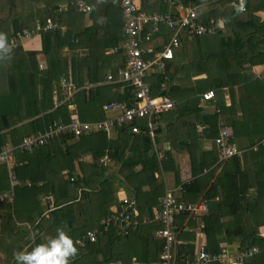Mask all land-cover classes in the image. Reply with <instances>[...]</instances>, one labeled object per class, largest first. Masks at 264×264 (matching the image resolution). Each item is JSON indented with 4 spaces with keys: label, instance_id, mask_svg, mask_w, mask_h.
<instances>
[{
    "label": "trees",
    "instance_id": "16d2710c",
    "mask_svg": "<svg viewBox=\"0 0 264 264\" xmlns=\"http://www.w3.org/2000/svg\"><path fill=\"white\" fill-rule=\"evenodd\" d=\"M64 1L0 0V33L5 34L10 46L25 27L32 34L38 32L35 3L45 4L44 8H39L38 21L41 25L46 24L48 17L59 24L55 29H41L43 52L48 63L46 70L39 69L37 51H25L22 45L14 47L7 56L0 57V147L9 141L17 144L25 135L43 133L52 125L69 122L75 115L83 121L101 119L104 117V104L127 99V95L113 92L116 84L104 83L107 72L116 71L124 58L123 49L107 53L110 45L105 40L112 38V44L116 46L125 40L121 8L109 3L102 9L93 6L88 13L78 12L74 7L57 12V4ZM234 1L237 0H182L185 4L197 5L206 22L214 17L217 23H221L211 44L207 46L204 43V36H196L191 43L199 51L197 57L206 60L203 62L198 59L202 66H198L195 74L208 75L196 80H190L193 75L187 76L183 80L187 81L183 90L175 86L171 93L176 108L163 114L172 148L178 151L180 160L184 154L190 157V181L183 182V169L179 167L181 162H175L171 151H165L158 138L159 147L165 155L162 158L163 168L176 173L177 184H182L184 191L182 199L188 202H195L203 192L208 200L218 193L215 182L207 188L206 179L209 175L206 170L217 163L219 154L217 147L209 152L200 149L204 136L216 137L220 128L226 127L233 135L234 142L245 138L252 149L258 147L257 150H261L264 147V78L255 77L251 71L255 66L264 64V17L260 15L264 12V0H246L244 11L236 8ZM63 26H67L65 35L62 33ZM172 33L168 31L167 39ZM90 38L92 46L87 55H82L80 50ZM182 39L185 42L187 38L183 36ZM64 48L75 53L72 55L71 72H68V57L60 54ZM171 68L172 64L168 62L167 73L174 78L177 70L173 72ZM63 75H70L73 82L83 87L71 102L54 107V85ZM161 79L160 75L154 76V92L158 91V81ZM7 81L13 84L11 89ZM210 89L215 92V97L207 101V107H214L212 112L205 111L201 105L203 92ZM180 101L183 103L180 104ZM18 111H23L20 118H17ZM194 115L195 121L190 123L189 119ZM196 122L209 124L201 135H194ZM184 126L185 132L181 133ZM84 154H91L92 162H86ZM105 154L111 157L109 164L100 162ZM15 161L14 176L17 182L14 186L11 185L7 165H0V191L13 189L15 193L12 202L0 201V254L5 260L3 264H16L14 253L31 251L36 245L44 243L43 238L47 240L53 237L58 228L75 223L84 212L91 214V218H86V225L80 230L72 229L67 234L73 241L85 235L102 216L111 215L113 208L119 206L118 189L121 185L136 195L141 213L153 210L166 193L165 183L157 176L159 171L150 136L145 132L130 133L127 127L118 129L113 138H109L105 131L96 130L83 134L79 139L67 134L32 151H19ZM78 166L80 173L77 171ZM231 167L241 170L237 156L233 157L230 165L225 164L221 171L227 179L224 180L227 188L221 198L220 212L191 216L189 220L190 225H194L196 218H200L202 231L207 238L206 247L211 253L221 249L217 242L219 234L225 233L229 237L234 228L238 229L235 238L240 236L242 248L254 246L261 239L258 228L264 222L260 221L263 217L249 216L250 211L245 207L261 203L264 178L258 182V196L254 200L249 199V186L244 176L239 179L243 183L233 189L235 184L232 185L231 177L237 171L235 174L227 172ZM66 170H69V175L64 174ZM41 171L45 178L43 185L38 183L41 177L37 175ZM68 176H73L74 180ZM79 188L83 189V196L76 200ZM231 193L235 194L233 198ZM51 194L55 196V201L53 210L47 212V209L52 208L43 207L42 196ZM228 215L235 219L224 223L222 218ZM181 216L183 219L189 217L188 213ZM251 221L256 222L255 225H251ZM143 223L141 220L138 228L128 236L120 233L116 224H113L97 241L76 244L77 253H92L95 259L88 264H105L119 258L130 261L131 252L139 238L150 234H143ZM27 224L33 228L35 242L25 251L23 245L32 235ZM180 237L185 241L177 247L176 264L194 259V244L187 243L183 233H180ZM115 245L121 246V250L114 251ZM100 254L101 259H104L102 262L97 258Z\"/></svg>",
    "mask_w": 264,
    "mask_h": 264
},
{
    "label": "built area",
    "instance_id": "2783aa9c",
    "mask_svg": "<svg viewBox=\"0 0 264 264\" xmlns=\"http://www.w3.org/2000/svg\"><path fill=\"white\" fill-rule=\"evenodd\" d=\"M111 1H116L121 6L123 28L127 38L125 43L113 49L115 52L123 49L122 65L116 71L108 72L104 83L116 84L119 86L116 87V90L127 95V98L132 101L129 103L127 100H113L104 104L105 117L102 119L83 121L75 115L71 121L52 125L43 133L25 135L22 141L17 144L5 143L0 147V165H7L13 184L16 182L13 176V167L19 151H32L41 145L51 144L53 140L67 134H73L79 139L83 134L95 130L105 131L109 137H116L118 129L124 127H127L130 133L145 131L154 142L158 160L160 161L164 157L157 150L158 128H164L163 114L176 107L175 99L169 94L170 86L174 82L167 73V63L175 58L177 51L184 45L183 36L191 39L196 36L215 34L221 24L219 25L214 17L206 22L198 6H185L177 0H167L178 7L169 11L142 10L137 0ZM145 1L150 2L151 0ZM234 4L240 10H246V0H237L234 1ZM93 6V0H66L58 3L57 12L74 7L78 12L88 13L93 9ZM57 27H59L58 22L48 17L44 26L37 25V30L40 32L41 29L48 30ZM147 27L151 29L147 30ZM164 28L173 33L167 41H162L159 44L157 39L164 34ZM34 34L25 28L18 33V37L32 38ZM155 40L156 42H154ZM252 72L264 78V71L260 72L254 68ZM154 74L162 77L159 81L160 95L153 94L152 83L149 80ZM81 88L74 84L72 78H62L61 83L54 91V107L65 102H71ZM214 97L215 92L212 89L202 94V100L205 103ZM70 105L72 107V104ZM207 127L208 124H205L200 129ZM214 143L219 153L218 162L221 164L226 163L231 157L241 152L233 141V135L226 127L220 128L218 135L214 138ZM100 160L106 164L108 160H111V157L106 154ZM69 178L74 180L73 176ZM14 197L13 189L0 191V201L12 202ZM119 201L120 204L113 213L101 219L99 228L90 229L85 235L77 237L73 241L74 244L84 245L89 241H97L98 237L107 232L113 224H116L120 233L129 235L132 229L140 223L141 218L146 221V217H142L137 207V199L134 194L121 197ZM206 208L207 201L205 200L192 203L180 199L169 190L167 191L159 204L153 208L155 218L161 224L157 230V235L162 239L163 245L158 260L152 261L151 264H176L177 247L183 243L180 237L179 217L185 213L198 215L200 211H204ZM259 251L260 247L254 245L244 247L236 255H233L229 248L224 246L220 251L211 253L207 250L206 245L201 243L198 246L197 257L187 260L184 264H211L213 262L246 264V260ZM116 264L121 263L118 261Z\"/></svg>",
    "mask_w": 264,
    "mask_h": 264
},
{
    "label": "crops",
    "instance_id": "0c3cea01",
    "mask_svg": "<svg viewBox=\"0 0 264 264\" xmlns=\"http://www.w3.org/2000/svg\"><path fill=\"white\" fill-rule=\"evenodd\" d=\"M177 1H179L180 3H183L185 6H189V7L197 6L193 3L185 4L184 2H182V0H177ZM94 2H95V4H94ZM137 2L139 3L140 8L142 10H145V11H149V10L169 11V10L178 8L176 5L169 3L167 0H151L150 2L145 1V0H137ZM217 2H219V1H217ZM59 3H61V2H59ZM109 3H113L115 6H118L119 8H121L119 3L116 1L93 0L94 6H96L97 8H100V9L105 8L106 4H109ZM234 5L237 6L236 4H234ZM44 6H45L44 3H41V2L35 3V16H36V20H37V25L41 24L40 21H38L39 20V8L40 7L44 8ZM57 7H58V4H57ZM161 8H164L166 10H162ZM236 8H238V7H236ZM120 13H121L122 26H123L122 9H121ZM45 14H47V13H45ZM260 15H262V17H264V12H261ZM45 16H47V15H45ZM202 17H203V15H202ZM89 20H90V18H89ZM89 20L87 19V23ZM218 24L219 25L221 24L220 21ZM62 29H63L62 33H63V35H65L66 31H67V26H63ZM150 29H151L150 27H147V30H150ZM122 31L124 33L123 27H122ZM168 31H170V30L164 28V34L162 36L158 37V39H157V42H159V44L162 41H167L169 39V38L167 39ZM213 35H216V34L203 35L204 37L201 36L204 40V43H206L207 46L209 44H211L210 43L211 39H214ZM91 38L86 42V45L80 50V53L82 55L88 54L89 49L92 46V39ZM126 38L127 37L125 34V40L120 41L117 46L115 44H112V38L108 37L107 39H105L106 42L109 43V45H110V47L107 48V53L112 52V51L115 52L113 49L115 47H118L121 44L125 43ZM194 40H195V37L191 38V39L190 38L186 39L187 42L185 41L184 45L177 51L175 58L172 61H169L172 64V68H171L172 71L175 72V70H177L176 76L174 78H172L174 84H172L170 86V90H169V94L172 98H174L172 96L173 95L172 89L175 86H180L179 87L180 90H183L186 88L187 81L184 82L183 80H186L187 76L193 75L192 79H190V80L201 79V76H198L195 74L197 69H198V66H201V65H200L199 61H194V59L197 56V53L199 52V51L197 52V47L191 45V43L194 42ZM154 42H156V40ZM18 45H22L25 51H37L36 57H37V61L39 63V69H41V70L47 69L48 63H47L46 55L43 52L44 47H43L41 30H40V32H36L32 38L17 37L13 41L12 45L10 46V51H12L14 49V47H16ZM187 48L189 49V51L187 52V55H186L184 52H185V49H187ZM193 53H196V54L194 56H192ZM60 54L68 57L69 64H70L68 72H71L72 71V55L75 53L70 52V49H68V48H64L63 50L60 51ZM263 66H264V64H260V65L255 66L254 68L258 69V71L262 72V71H264ZM156 75H158V74L152 75L151 79H149L152 83V88H153V78ZM254 75H255V77L261 78L257 74H254ZM62 78H68V79L72 78L73 79V77H71L70 75H68V76L63 75L60 79H58L55 82L54 91H55L56 87H58L59 84L61 83ZM6 84L8 85V88L11 89L10 87L13 85L11 83V81H7ZM15 84L16 83H14V85ZM74 84H76V83L74 82ZM86 84L89 85V83H86ZM19 86L20 85L18 84V87ZM158 86H159V81H158ZM78 87H83V86H78ZM116 87H119V86H115L113 92L123 94L122 92L116 90ZM40 88H42V85L40 86ZM225 92H226L225 94H227L226 90H225ZM153 94L154 95H160L161 94L160 88L158 89L157 92L153 91ZM176 94L174 96H176ZM53 96H54V93H53ZM125 100H127L128 102L132 101L129 98H127ZM227 100H229V99L227 98ZM181 103H183V101H180V104ZM229 103L230 102H228V104ZM207 104L208 103H205L203 101V103L201 105L205 109V111L212 112L211 110H213L214 107L213 106L207 107ZM71 108H73V106ZM20 114H23V111H18L17 118H20ZM104 117H105V113H104ZM195 117H196L195 115L192 116V118L189 119V122L190 123L194 122ZM164 124H165L164 128L161 129V131L159 132L158 137H157V150L160 151L164 155V152L159 147V142H158V138H159L161 140V142L163 143L164 150L165 151H167V150L171 151L172 156L174 157L175 162L177 164L179 162H181L179 167L181 169H183V172H181V174H182L181 179L183 180V182L184 181H190L192 179V177H190V175H189V173H190L189 158L190 157H189V155L184 154L182 157V160H180L178 151L175 148H172L171 143L168 140L167 123H164ZM196 124L197 125H196V129L194 130V135H195V133L197 135L203 134L204 131L206 130V128L200 129V127L205 125V124H199L198 122H196ZM208 126H209V124H208ZM184 132H185V126L181 130V133H184ZM146 134L149 135L148 133H146ZM109 138H113V137H109ZM179 138H180V136H179ZM76 139H78V138H76ZM150 140H151L152 145H153L154 150H155V159H156L157 168L159 171V172H157V176L159 177V179L161 181H163L165 183L166 193L169 190V192L173 193L174 195H176L180 199H182V195L184 192L181 188L182 184H177V177H176V173L174 171H165L164 170L163 165H162V158L163 157L160 159V161L158 160V158L156 156V148L154 146V142L151 139V137H150ZM201 140L202 141L200 143V149L203 152H209V151H212L213 149L216 148V145L214 143V136H204ZM238 141L239 142H236V144L239 147L241 152L236 156L239 158L241 170H236L235 167H231L227 172H231L232 174H235V171H237L236 175L231 177L232 185L235 184L233 189L238 188V186L241 183H243V181H240L239 179L242 178V176H244V178L246 179L245 182H248L247 184L249 186L247 197L249 199L254 200L258 196V189H259V183L258 182H259L260 178H264V147L261 150H257L258 147L257 148L255 147L252 149L248 146L247 139L243 138V139L238 140ZM84 155H85L84 159L86 162H92L91 154H84ZM164 158H165V155H164ZM232 160H233V157L230 158L229 160H227V162L225 163L226 166L230 165ZM111 161L112 160H110V161L108 160L106 164H109ZM218 161H219V159H218ZM218 161L216 164H213L208 170H206L207 175H209V176H207L206 180H207V188L210 185H212L213 182H215L214 184L217 187L216 192H218V193L216 196H214L213 199L218 200L219 212H220V210H221V198L224 197V195H225L224 189L227 188V183H225L224 180L226 181L227 179H225V177L221 173L224 164H221ZM100 162H101V160H100ZM14 166H16V165H14ZM214 167H217V169H215ZM14 171L15 170L13 167V176H14ZM68 171L69 170H66V173H68ZM77 171L79 173L81 171L79 166L77 167ZM244 172H245V175H242V173H244ZM37 173H39V172H37ZM37 173H36V175H37ZM66 173L64 172V174H66ZM43 174L44 173L41 171V173H39L37 175V176L41 177V178H39V182H38L39 185H43L45 182V178H44ZM68 175H69V173H68ZM236 176H238V177H236ZM10 179L12 182L13 180L11 177H10ZM14 179H16L15 176H14ZM16 182H17V179H16ZM218 184H219V186H217ZM11 185L14 186L13 182L11 183ZM263 185H264V182L262 183V186ZM79 189H81V190H79ZM79 189H78L79 191L77 192L76 200H80L81 197L83 196V189L82 188H79ZM5 191H7V190H5ZM132 194H134V193L131 190L127 189L124 185L119 186V189H118V198L119 199H121V197H124V196H131ZM204 195H205V192H203V194L201 196H199L195 202H192V201H190V202L197 203L200 200H205V201H207V206H208L212 199L208 200L204 197ZM134 196L136 197L135 194H134ZM244 199H243V201H245ZM182 200H184V199H182ZM260 200H262V203H259L258 206H249V207H245V208L247 209V211H250L249 216L255 217V216L259 215V216L263 217L260 221H264V195L260 198ZM54 201H55V196L53 194L44 195V196H42V202L41 203H42L43 207H45V208H47L48 206H50L52 208V209L46 210L47 212H49L50 210H53ZM117 207L118 206H115L113 208V210L116 209ZM204 214H209V213L207 211L199 213V215H204ZM215 214H217V213H215ZM141 215L143 218L146 217V221H143L142 218L140 219V221L142 220V222H144L143 224H145V228L143 229L144 230L143 234H149V233L150 234L148 236L144 235V237L142 239L139 238L138 242L136 243V246L134 247V249L132 251L133 253L131 252L132 259L130 261H126V260H123L122 258H119V259L108 261L105 264H110V263L116 264V263H118V261H120L121 264H150V263H152V261L158 260V258H159V252L158 251L160 250V248H162L161 245H163L162 239H160V237L157 235V230L161 227V224H160L159 220H157L155 218V214H154L153 210H146L144 213H141ZM188 216L189 217H187L185 219H183V217L180 216L178 219V222L181 225L180 233L184 234V236L186 237L185 239H186L187 243H193L194 244V258H196L199 244L204 243L206 245L207 244V238H205V234L202 231L203 223L201 222L199 217L196 218L194 225H190V223H189L191 216L196 217L198 215H188ZM87 217L91 218V214L84 212L83 215L81 216V218L79 220H76L77 222L75 221V223H73V224H67V225L62 226L60 228L63 229L66 233H68L69 231H72V229L80 230V229H82V227L84 225H86V222H87L86 218ZM104 217L105 216H102V218H104ZM102 218L99 219L100 220L99 222L95 223V227L93 229L100 227V222H101ZM234 219H235V217L231 216V215H228V216H225L222 218L224 223L225 222L226 223L232 222ZM253 221H254V219H253ZM251 223H252L251 225H255L256 222L251 221ZM139 224L140 223H138V225L134 229H132V231L136 230L138 228ZM27 228L32 231V235L29 238H27L26 242L23 245V249L25 251L27 250V248L34 245V242H35V237L33 235V228L29 224H27ZM237 231H238V229L234 228V232L232 234H230L229 237L226 236L225 233H222V234L220 233L218 236V241L213 240V239L212 240L219 242V245L221 248L224 246L228 247L229 250L233 253V255H236L243 247L242 246V239L240 238V236L235 238V234L237 233ZM192 232H194V233H192ZM258 232H259V237L261 239H260L259 243L256 245H258L260 247V251L257 254H255L254 256H252L251 258L247 259L246 264H264V234L262 235V233H264V222H263V224H261L259 226ZM104 233H106V232H104ZM125 236H128V235H125ZM42 241L45 242L46 241L45 238H43ZM184 241L185 240H183V242ZM77 245H79V244H77ZM210 246H211V244H210ZM115 247L117 250L113 249L114 251L117 252V251L121 250V246L115 245ZM101 256L102 255L100 254L97 257L99 262L104 261V259L103 260L101 259ZM94 259L95 258H94L92 253H89V254L88 253H83V254L82 253H76L75 256H73L69 259V264H88V263H92ZM4 261L5 260L3 259L2 254H0V264H3ZM176 261H177V257H176ZM213 263H211V264H213ZM100 264H102V263H100Z\"/></svg>",
    "mask_w": 264,
    "mask_h": 264
},
{
    "label": "clouds",
    "instance_id": "9594fccd",
    "mask_svg": "<svg viewBox=\"0 0 264 264\" xmlns=\"http://www.w3.org/2000/svg\"><path fill=\"white\" fill-rule=\"evenodd\" d=\"M9 52L10 45L7 38L5 34L0 33V57L7 56ZM207 209L208 206L204 211ZM77 251L72 237L58 228L56 234L46 242L36 245L31 251L14 253V257L16 264H69V259L75 256Z\"/></svg>",
    "mask_w": 264,
    "mask_h": 264
},
{
    "label": "water",
    "instance_id": "95a60500",
    "mask_svg": "<svg viewBox=\"0 0 264 264\" xmlns=\"http://www.w3.org/2000/svg\"><path fill=\"white\" fill-rule=\"evenodd\" d=\"M237 7V6H236ZM207 212L209 214H215L219 212V204H218V200L216 199H212L208 205V209Z\"/></svg>",
    "mask_w": 264,
    "mask_h": 264
},
{
    "label": "rangeland",
    "instance_id": "374dc122",
    "mask_svg": "<svg viewBox=\"0 0 264 264\" xmlns=\"http://www.w3.org/2000/svg\"><path fill=\"white\" fill-rule=\"evenodd\" d=\"M25 28H26V27H25ZM188 51H189V49L187 48V49H185V52H184V53L187 55V52H188ZM195 54H196V53H193L192 56H194ZM198 59H201V61L206 62L205 59H203V58H201V57H199V56H198V57L196 56V58L194 59V61H198ZM214 62H216V61L214 60ZM216 63H217V62H216ZM201 66H202V65H201ZM204 66H205V65H204ZM211 70L213 71V69H211ZM207 75H208L207 73H204V74H200V75H198V76H201V79H202V78H205ZM9 142H11V141H9ZM114 166H115V165H114ZM234 195H235L234 193H233V194H232V193L230 194V196H231L232 198L234 197ZM260 201H261V203H262V200H260ZM200 212H204V211L202 210V211H200Z\"/></svg>",
    "mask_w": 264,
    "mask_h": 264
}]
</instances>
